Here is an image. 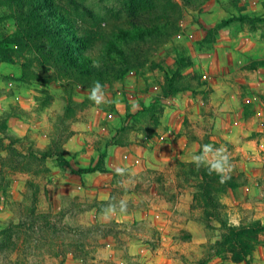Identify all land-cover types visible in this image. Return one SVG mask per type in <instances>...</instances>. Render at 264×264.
Here are the masks:
<instances>
[{"label":"rangeland","instance_id":"1","mask_svg":"<svg viewBox=\"0 0 264 264\" xmlns=\"http://www.w3.org/2000/svg\"><path fill=\"white\" fill-rule=\"evenodd\" d=\"M224 222L264 224V0H0V264H264Z\"/></svg>","mask_w":264,"mask_h":264},{"label":"clouds","instance_id":"2","mask_svg":"<svg viewBox=\"0 0 264 264\" xmlns=\"http://www.w3.org/2000/svg\"><path fill=\"white\" fill-rule=\"evenodd\" d=\"M89 99L96 105L106 102L103 85L99 81L94 82ZM191 163L197 168L204 167L209 174H216L219 177L220 183H224L230 179L232 164L230 162V154L224 146L216 147L211 143L204 144L200 153L191 155ZM128 171L126 167H117L115 169V173L121 176ZM117 207L120 212H125L127 209L126 201L121 200L118 202V205L117 203L110 202L103 207L102 211L105 216H109L117 211Z\"/></svg>","mask_w":264,"mask_h":264},{"label":"crops","instance_id":"3","mask_svg":"<svg viewBox=\"0 0 264 264\" xmlns=\"http://www.w3.org/2000/svg\"><path fill=\"white\" fill-rule=\"evenodd\" d=\"M85 138L87 139H90V140H93V134H74L73 135V145H74V151H77L80 152V155L84 156V146L86 144V141H85ZM91 144V143H90ZM88 146H91V149H90V159L93 157V155L95 154V149H93V144L91 145H88ZM87 148V147H86ZM125 145H121L120 143H116L114 141H112V143H110L107 147V154L109 157L110 155V152H111V162L112 159L115 160V165H118V162L121 163L123 162V158L125 156H127V152L125 151ZM77 149V150H76ZM106 155V153H105ZM110 159V158H109ZM106 161H108V159H106ZM118 161V162H116ZM107 171V170H106Z\"/></svg>","mask_w":264,"mask_h":264},{"label":"trees","instance_id":"4","mask_svg":"<svg viewBox=\"0 0 264 264\" xmlns=\"http://www.w3.org/2000/svg\"><path fill=\"white\" fill-rule=\"evenodd\" d=\"M100 157H101L100 163L103 164L105 155L103 154ZM95 170L105 171V169L103 167L101 168V165L99 166L97 164V165L92 166V167L80 168L77 172L78 173H86V172H91V171H95ZM219 218H220V216H219ZM224 225L228 228L226 238H228V240L230 239V241L233 239L235 244L239 243L240 245L244 244L245 236L250 235L252 233H256L259 230L260 231L264 230V224H261V223H253L249 227H247V226H232V225L228 226L225 222H224Z\"/></svg>","mask_w":264,"mask_h":264}]
</instances>
